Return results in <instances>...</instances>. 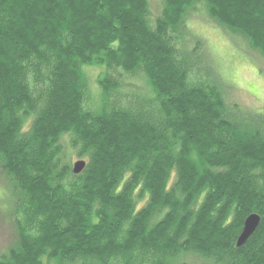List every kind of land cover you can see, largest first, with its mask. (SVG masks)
<instances>
[{"label":"trees","instance_id":"trees-1","mask_svg":"<svg viewBox=\"0 0 264 264\" xmlns=\"http://www.w3.org/2000/svg\"><path fill=\"white\" fill-rule=\"evenodd\" d=\"M199 7L264 60V0H0V264H264V107L197 75Z\"/></svg>","mask_w":264,"mask_h":264},{"label":"rangeland","instance_id":"rangeland-1","mask_svg":"<svg viewBox=\"0 0 264 264\" xmlns=\"http://www.w3.org/2000/svg\"><path fill=\"white\" fill-rule=\"evenodd\" d=\"M150 11L156 14L160 0H149ZM204 14L201 7L189 11L185 26L191 38L201 44V56L206 64L200 65L197 75L208 79L220 88L227 103H238L252 110L264 107V60L244 52L240 38H231ZM86 76L91 85V95L99 94L94 81L100 70L87 69ZM200 78V79H201ZM127 80H125L126 82ZM78 161L75 157L71 165ZM14 197L10 184L0 170V255L14 244L13 225Z\"/></svg>","mask_w":264,"mask_h":264},{"label":"water","instance_id":"water-1","mask_svg":"<svg viewBox=\"0 0 264 264\" xmlns=\"http://www.w3.org/2000/svg\"><path fill=\"white\" fill-rule=\"evenodd\" d=\"M85 167V163L83 161H78L73 164V174L77 175L80 174ZM260 224V218L257 215H250L248 216L244 223L242 231L237 239V247H241L246 241L254 234L256 229Z\"/></svg>","mask_w":264,"mask_h":264}]
</instances>
